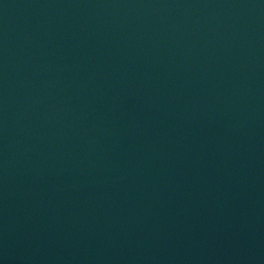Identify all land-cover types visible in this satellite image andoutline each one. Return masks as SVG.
Wrapping results in <instances>:
<instances>
[{"label": "water", "instance_id": "obj_1", "mask_svg": "<svg viewBox=\"0 0 264 264\" xmlns=\"http://www.w3.org/2000/svg\"><path fill=\"white\" fill-rule=\"evenodd\" d=\"M0 264H264V0H0Z\"/></svg>", "mask_w": 264, "mask_h": 264}]
</instances>
